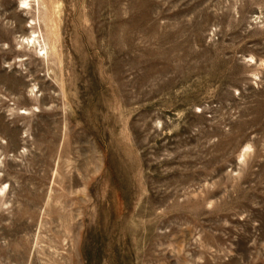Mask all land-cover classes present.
Here are the masks:
<instances>
[{"label": "rangeland", "instance_id": "rangeland-1", "mask_svg": "<svg viewBox=\"0 0 264 264\" xmlns=\"http://www.w3.org/2000/svg\"><path fill=\"white\" fill-rule=\"evenodd\" d=\"M0 264H264V0H0Z\"/></svg>", "mask_w": 264, "mask_h": 264}, {"label": "bare ground", "instance_id": "bare-ground-1", "mask_svg": "<svg viewBox=\"0 0 264 264\" xmlns=\"http://www.w3.org/2000/svg\"><path fill=\"white\" fill-rule=\"evenodd\" d=\"M22 7L23 8H28L29 7V5L27 4V1H24L23 2V5H22ZM25 8V9H26ZM30 36V35H29ZM29 41H30V44L31 43H33L34 45H36L37 44V46H39V45H41V41L39 40V37L37 36V34L35 35H33V36H30L29 37ZM44 47H42L41 49H43ZM2 190V189H1ZM4 191V190H3Z\"/></svg>", "mask_w": 264, "mask_h": 264}]
</instances>
